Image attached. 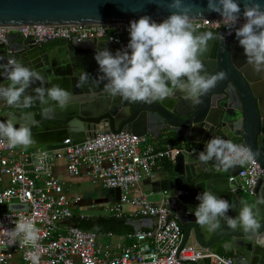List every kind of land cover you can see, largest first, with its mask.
<instances>
[{
	"label": "water",
	"instance_id": "water-1",
	"mask_svg": "<svg viewBox=\"0 0 264 264\" xmlns=\"http://www.w3.org/2000/svg\"><path fill=\"white\" fill-rule=\"evenodd\" d=\"M192 23L202 20H222L219 13L207 9V0H191ZM243 9V5L241 4ZM170 14L166 6L157 0H0V28L16 27H63L71 25H122L130 24L143 15L157 22ZM196 30V29H195ZM211 33L208 52L204 56L206 71L225 72V79L201 97V103L193 105L182 92L152 103L128 102L104 90L100 81L99 65L95 52L107 48L113 54L118 45L107 38L60 41L63 45L43 53L42 46L31 39L10 35L9 44L0 45V64L16 59L45 77L44 87L59 84L71 92L66 107L55 102L43 104L35 100L30 106L22 103L8 105L0 99V120L15 118L17 126L27 124L32 131L34 143L17 146L19 150L47 151L63 149L65 141L75 144L103 133H132L143 138L150 131L161 137L163 143L180 147V154L161 173L158 182L149 181L155 192H183L178 204L171 209L170 218L179 222L183 239L179 253L187 243H195L209 250L223 249L224 253L236 254V264H264V179L257 186L253 199L236 193L229 178L237 175L240 168L224 169L216 161L202 163L198 153L213 136H221L247 146L254 159L264 168V74L255 73L246 64L244 49L235 33L226 36L211 29L196 30ZM19 38L13 47L11 40ZM87 72L84 87H76L77 80ZM9 81L0 77V85ZM35 82L26 95L35 96ZM205 190L216 192L233 205L229 216H237L245 203H251L258 212L260 228L253 233L242 228L231 229L225 221L215 232L207 231L196 222L194 209L196 199ZM118 200L121 191L115 190ZM27 204L15 203L3 206L2 212L26 211ZM130 222V221H129ZM78 227L76 222H71ZM135 232L157 227V218H140L130 222ZM191 241V242H190ZM185 264H204L203 261Z\"/></svg>",
	"mask_w": 264,
	"mask_h": 264
},
{
	"label": "built area",
	"instance_id": "built-area-1",
	"mask_svg": "<svg viewBox=\"0 0 264 264\" xmlns=\"http://www.w3.org/2000/svg\"><path fill=\"white\" fill-rule=\"evenodd\" d=\"M192 23V22H191ZM194 29L221 31L226 36L235 33L222 20L207 19L192 23ZM129 24L71 25L63 27L0 28V45L8 44L10 35L31 39L34 45L51 42L107 38L123 49L130 40ZM143 138L132 133H103L75 144L71 139L55 152L19 150L8 147L0 139V264H31L26 252L33 250L18 239L8 243L6 231L21 217L31 218L40 229V264H185L203 261L204 264H236L235 259L216 254L209 249L187 243L181 252L183 229L170 218L171 209L178 204L183 192L165 193L166 199L157 204L143 190L145 180L151 178L160 162H175L180 147L144 153ZM20 153L19 157L15 154ZM57 159L67 161V172L72 177L82 174L83 168L94 182H101L108 190L119 189L121 199L109 210V216L125 217V207L133 206L137 218H157V227L127 234V245L118 255L103 251L99 246L100 234L73 227L71 222L86 219L76 214L74 207L81 198L71 196L64 184L52 173ZM240 168L230 176L233 190L244 196L256 197L257 186L264 179V168L251 155L235 164ZM20 203L29 209L2 212L3 206ZM69 225H66V223ZM112 235V234H110Z\"/></svg>",
	"mask_w": 264,
	"mask_h": 264
},
{
	"label": "clouds",
	"instance_id": "clouds-1",
	"mask_svg": "<svg viewBox=\"0 0 264 264\" xmlns=\"http://www.w3.org/2000/svg\"><path fill=\"white\" fill-rule=\"evenodd\" d=\"M157 2L169 10L167 18L157 22L151 16L143 15L130 22V40L123 49L115 54L107 48L95 52L94 58L102 73L99 80L106 81V92L132 103H152L178 91L193 105L201 103V97L226 77L223 71H206L204 56L213 36L194 29L191 0ZM207 9L220 14L224 25L230 29L229 34L235 29L246 64L255 73L264 74V0H207ZM88 75L85 72L80 76L76 87H84ZM0 77L9 81L7 85H0V99L8 105L22 103L28 107L38 100L43 104L55 102L66 107L71 98V92L59 84L44 87V75L16 59L0 64ZM37 81L41 86L35 88V96L26 95ZM0 139L10 148L35 142L31 128L27 124L17 126L15 118L0 120ZM251 155L247 146L217 135L206 141L197 158L202 163L216 161L227 170ZM196 199L199 201L194 209L196 222L209 232L217 231L222 220L234 230L242 228L253 233L260 228L258 212L251 203H245L233 217L228 215L233 205L216 192L205 190ZM5 234L9 244L19 239L22 244L30 245L33 250L26 252V259L31 264H40V229L31 218L21 216Z\"/></svg>",
	"mask_w": 264,
	"mask_h": 264
},
{
	"label": "crops",
	"instance_id": "crops-1",
	"mask_svg": "<svg viewBox=\"0 0 264 264\" xmlns=\"http://www.w3.org/2000/svg\"><path fill=\"white\" fill-rule=\"evenodd\" d=\"M19 38H14L11 40V44L13 47H16L20 44ZM63 45L62 42H51L48 44L43 45V53L49 52L53 50L55 47ZM163 137V136H161ZM161 137L157 138L153 136L149 131L147 135L143 137L144 145L141 144V149L144 153H153V152H160L165 150L166 148L176 147L175 145H167L164 144ZM60 149L54 151H47L46 148H41L36 151L40 152H55ZM35 151V150H30ZM20 153L18 152L15 154L16 157H19ZM171 163L168 160H163L160 162L158 169L155 170L153 176L143 183V190L151 195V200L157 204H161L165 199V193L162 192H155L153 190V186L150 185L149 181L156 183L159 181L161 173L164 169L170 166ZM53 175L58 178L65 187V190L70 193L71 196H77L81 198V202L74 207L76 214H84L86 219H93L99 220L103 217H110L109 210L112 206L119 202L117 198V194L113 190L106 189L101 182H94V180L88 175L87 169L83 168L82 174L77 177H72L67 172V161L65 159H57L54 162V166L52 168ZM221 175L225 178H229L230 175L225 172H221ZM251 198V197H250ZM253 199V198H251ZM135 209L133 206L128 205L125 207V217L127 218V225L134 230L135 228L129 224L130 222L138 221L135 217ZM130 221V222H129ZM77 224L80 223V220L74 221ZM66 225H69L67 222ZM79 226V224H78ZM155 227V226H154ZM151 228L143 227L140 231H145ZM99 233V232H97ZM132 233V232H131ZM99 246L103 251L110 252L112 255H118L121 252V247L127 245L126 234H115L111 232H102L99 233ZM112 234V235H110ZM129 234V233H128ZM196 245L195 243H191ZM198 246V245H197ZM219 255H226L233 257L236 259V254L234 253H227L225 254L223 249L220 248L218 250H210Z\"/></svg>",
	"mask_w": 264,
	"mask_h": 264
},
{
	"label": "trees",
	"instance_id": "trees-1",
	"mask_svg": "<svg viewBox=\"0 0 264 264\" xmlns=\"http://www.w3.org/2000/svg\"><path fill=\"white\" fill-rule=\"evenodd\" d=\"M164 144L170 145L169 143L166 142ZM78 224H79V228L83 230L95 231L99 233L108 231L115 234H126V233L128 234L134 232V230H132L127 225V218L119 219L116 218L115 216L103 217L99 220L85 219Z\"/></svg>",
	"mask_w": 264,
	"mask_h": 264
},
{
	"label": "rangeland",
	"instance_id": "rangeland-1",
	"mask_svg": "<svg viewBox=\"0 0 264 264\" xmlns=\"http://www.w3.org/2000/svg\"><path fill=\"white\" fill-rule=\"evenodd\" d=\"M141 144H142V146H143V145H144V142L142 141ZM190 242H191V241H190ZM191 243H192V242H191Z\"/></svg>",
	"mask_w": 264,
	"mask_h": 264
},
{
	"label": "bare ground",
	"instance_id": "bare-ground-1",
	"mask_svg": "<svg viewBox=\"0 0 264 264\" xmlns=\"http://www.w3.org/2000/svg\"><path fill=\"white\" fill-rule=\"evenodd\" d=\"M9 44V43H8ZM43 47V46H42Z\"/></svg>",
	"mask_w": 264,
	"mask_h": 264
}]
</instances>
